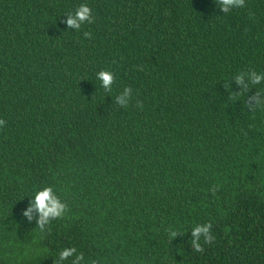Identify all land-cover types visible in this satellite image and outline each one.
<instances>
[{
  "label": "trees",
  "instance_id": "16d2710c",
  "mask_svg": "<svg viewBox=\"0 0 264 264\" xmlns=\"http://www.w3.org/2000/svg\"><path fill=\"white\" fill-rule=\"evenodd\" d=\"M81 4L94 22L69 29ZM249 71L264 74V0H0V264L65 248L81 264H264V106L245 107L264 82L234 83ZM45 187L67 210L40 229L22 213Z\"/></svg>",
  "mask_w": 264,
  "mask_h": 264
},
{
  "label": "clouds",
  "instance_id": "9594fccd",
  "mask_svg": "<svg viewBox=\"0 0 264 264\" xmlns=\"http://www.w3.org/2000/svg\"><path fill=\"white\" fill-rule=\"evenodd\" d=\"M215 3L220 8V10L227 14L235 8H243L245 6V0H215ZM94 22V17L89 6L86 4H81L74 13L67 14V24L69 29H76L77 31L81 29V26L85 23L91 24ZM85 39L91 37L90 32H84ZM245 75L248 76V82H245ZM96 78L100 81L102 88L105 92H110L112 90V85L115 82L114 74L111 71L102 70L96 74ZM264 82V74H258L255 71H249L247 73L241 72L234 77V83L239 86L243 93L245 90L249 89V84L259 85ZM225 88H230L228 83H225ZM234 94V93H233ZM238 95V94H235ZM132 97V88L125 87L123 91L116 96L115 103L120 107L128 106ZM138 107H142L139 102H137ZM264 106V93L256 92L255 95L247 96L245 107L254 111L258 107ZM6 122L0 119V127H3ZM212 194L215 195L216 188L212 190ZM67 206L61 202V200L55 195L52 187H45L43 190L36 192L34 199L30 201L29 206L24 210L22 215L29 220L33 219V212L37 214L36 223L40 229H43L45 225L49 224L52 220L61 218ZM169 235L171 238H175L178 233L174 230L169 229ZM191 247L196 253H203L205 251V245H211L215 240L212 234V224L204 223L196 225L191 231ZM203 238V242L201 239ZM75 256L72 264H81L84 260L83 255H76L75 248H65L59 253L57 261L54 264H62L63 261L70 257Z\"/></svg>",
  "mask_w": 264,
  "mask_h": 264
}]
</instances>
